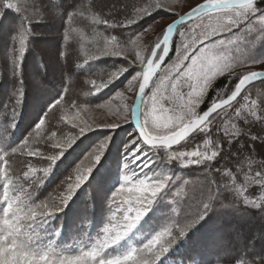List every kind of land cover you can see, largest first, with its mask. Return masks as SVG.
Here are the masks:
<instances>
[{
	"label": "snow or ice",
	"instance_id": "obj_1",
	"mask_svg": "<svg viewBox=\"0 0 264 264\" xmlns=\"http://www.w3.org/2000/svg\"><path fill=\"white\" fill-rule=\"evenodd\" d=\"M42 37L54 46L29 64ZM0 89V264H205L189 235L202 221H264V0H0ZM30 97L40 111L16 138ZM124 126L94 216L91 188ZM246 256L221 242L207 264H264Z\"/></svg>",
	"mask_w": 264,
	"mask_h": 264
},
{
	"label": "trees",
	"instance_id": "obj_2",
	"mask_svg": "<svg viewBox=\"0 0 264 264\" xmlns=\"http://www.w3.org/2000/svg\"><path fill=\"white\" fill-rule=\"evenodd\" d=\"M109 2L110 0H95L97 8H104V5ZM127 2L131 4L133 0H127ZM180 3L184 4V0H180ZM104 10L106 11L107 9L105 8ZM5 15L7 17L5 21L6 23H15V13L9 11L6 12ZM161 17L168 18L166 14L160 13L156 16V21L160 20ZM149 23H151V21H149ZM47 30L48 29H45L44 31ZM46 38L47 37H42L37 39L36 44L33 46L32 54L28 58L29 64L38 63L41 57L46 56L51 50L49 47H42V44L46 42ZM154 38L155 34L148 35L145 38L144 43L148 44L149 41ZM172 54L174 55V52ZM107 62L108 61H97L96 66L103 67ZM222 83L223 81L218 82V84ZM74 91L78 92L79 89L76 88ZM2 92L3 89H0V93ZM211 95H214V93L210 94L209 99L211 98ZM0 98H2V96H0ZM40 108L41 101L38 97H30L27 100L26 105L21 111L18 126L14 131V137L22 138L27 134L33 120L40 111ZM130 130L131 129L128 126H124L123 129L117 130L114 141L110 144L109 150L106 152V159L102 160L103 167L100 168L99 173L96 174V180L91 188L93 196L96 198V207L93 210L94 216H98L99 213L100 194L108 188L110 178L116 173L117 163L120 159V153L124 144L123 136L127 135ZM97 135V133H89L86 138H81V140L78 141L73 148L69 149L68 153H66L67 158L56 170L54 177L50 179L49 184L46 186V191L50 190L55 183H58L67 168L78 160L83 153L86 152L93 143H95L94 137ZM195 176L196 172L193 171L191 176L186 178L194 179ZM46 191L42 194H46ZM86 195L87 194L84 192L78 194V197H74V202L71 203L69 208L65 210L67 213L66 224L69 229L78 222L84 204L86 203ZM164 211L166 210L163 208L158 210L156 213L157 218H159ZM262 232H264V221L260 220L258 217L241 219L239 216L235 215L218 214L211 215L210 218L202 221L196 226L194 232L189 235L192 237L190 241L191 246L199 251V255L196 256V258L203 260L205 264H207V262L212 259L217 245L221 242L231 244L235 247L237 252H246V259H249L250 261L259 260L261 256H264V240L259 238ZM236 235H238L236 238L241 241L235 240L234 242V236ZM239 243L246 244V246L242 247Z\"/></svg>",
	"mask_w": 264,
	"mask_h": 264
},
{
	"label": "rangeland",
	"instance_id": "obj_3",
	"mask_svg": "<svg viewBox=\"0 0 264 264\" xmlns=\"http://www.w3.org/2000/svg\"><path fill=\"white\" fill-rule=\"evenodd\" d=\"M196 2H197V0H184V5H187V4H195ZM157 21L159 22L160 26L163 27L167 22H169V19L168 18H164V19H160V20H157ZM156 31H159V27L156 29ZM151 35H154V33L151 34ZM45 40H46L47 43L42 44V47H49V48L52 49V47L54 46L53 39L47 37ZM93 115L99 117L100 114L99 113H93ZM126 136L127 135H124L123 136V139H124V142L123 143L126 142ZM96 137H94L95 138L94 140H96ZM238 221H239V219H238ZM237 236L238 235L234 236V242H235V240H239L238 238H236ZM239 241H241V240H239ZM239 244H241V243H239ZM241 245H242V247L246 246V244H241Z\"/></svg>",
	"mask_w": 264,
	"mask_h": 264
}]
</instances>
